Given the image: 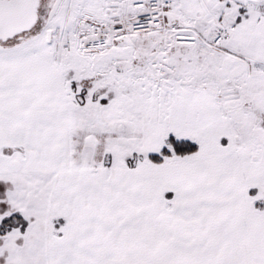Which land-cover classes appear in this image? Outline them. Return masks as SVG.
<instances>
[{"label":"snow or ice","instance_id":"obj_1","mask_svg":"<svg viewBox=\"0 0 264 264\" xmlns=\"http://www.w3.org/2000/svg\"><path fill=\"white\" fill-rule=\"evenodd\" d=\"M0 264H264V0H0Z\"/></svg>","mask_w":264,"mask_h":264}]
</instances>
